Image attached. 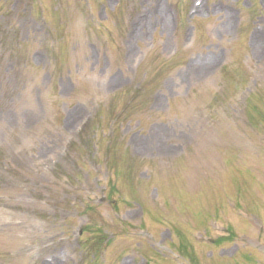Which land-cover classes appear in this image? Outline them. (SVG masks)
<instances>
[{
	"label": "rangeland",
	"instance_id": "rangeland-1",
	"mask_svg": "<svg viewBox=\"0 0 264 264\" xmlns=\"http://www.w3.org/2000/svg\"><path fill=\"white\" fill-rule=\"evenodd\" d=\"M0 264H264V0H0Z\"/></svg>",
	"mask_w": 264,
	"mask_h": 264
},
{
	"label": "trees",
	"instance_id": "trees-1",
	"mask_svg": "<svg viewBox=\"0 0 264 264\" xmlns=\"http://www.w3.org/2000/svg\"><path fill=\"white\" fill-rule=\"evenodd\" d=\"M169 63H170V61H169ZM97 226H99V225H97ZM92 230H93V232H97L96 236H98V238L102 239L104 237V235L102 234L104 231L103 227H96L95 229H92Z\"/></svg>",
	"mask_w": 264,
	"mask_h": 264
}]
</instances>
